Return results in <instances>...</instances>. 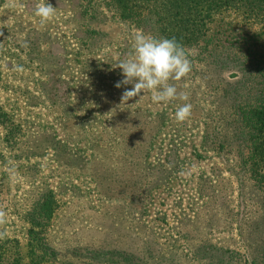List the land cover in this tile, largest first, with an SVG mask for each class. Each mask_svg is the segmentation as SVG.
I'll list each match as a JSON object with an SVG mask.
<instances>
[{"label": "rangeland", "instance_id": "rangeland-1", "mask_svg": "<svg viewBox=\"0 0 264 264\" xmlns=\"http://www.w3.org/2000/svg\"><path fill=\"white\" fill-rule=\"evenodd\" d=\"M41 2L44 0H0V112L10 114L23 127L36 129L31 138L44 142L41 152L36 151L39 156L24 160L23 153L2 144L5 131L0 126V209L7 213L5 237L17 240L20 246L26 244L27 224L22 214L32 189L39 186L57 194L49 240L63 244L59 253L72 256L79 264L260 261L264 252V194L254 186L244 164L248 152L237 142L230 125L232 108L243 101V86L249 85L245 68L222 59L219 68L207 61L196 63L189 50L191 73L180 81H169L189 94L187 102L193 106L191 118L177 122L175 112L185 101L154 103L148 92L123 103L125 87L114 86L123 79L121 69L115 66L133 52L136 31L161 38L162 30L167 32L166 38L174 30L168 16L160 20L162 25L147 17L150 21L137 26L121 21L112 10L104 12L102 1L47 0L56 7V16L41 24L34 14ZM94 7L97 14L93 15ZM67 19L71 24L66 25ZM74 28L79 38H90L102 30L110 34L111 46L89 59L107 58V64H101H106L108 71L106 67L98 70L108 79L105 83L112 85L109 89L93 87L96 74L87 79L81 71L79 62L86 55L78 57L76 53ZM25 42L27 47L22 46ZM15 66L24 71H15ZM102 94L108 102H115L112 116L119 109L117 120H126L125 130L131 134L126 153L118 149L107 157L108 148L99 152L85 144L91 133L67 137L53 120L57 111L64 116L72 110L79 124L91 126L98 119L95 102ZM30 102L58 105L33 108ZM111 147L114 151L115 146ZM146 148L149 152L143 160L144 152L140 151ZM94 172L113 197L104 205L99 203ZM145 185H151L145 204L135 205L126 198ZM19 250L26 253L24 247ZM73 250L78 255H69Z\"/></svg>", "mask_w": 264, "mask_h": 264}, {"label": "trees", "instance_id": "trees-1", "mask_svg": "<svg viewBox=\"0 0 264 264\" xmlns=\"http://www.w3.org/2000/svg\"><path fill=\"white\" fill-rule=\"evenodd\" d=\"M87 1L91 4L93 0ZM98 1H102L104 12L112 10L121 21L129 20L137 26L145 24L147 20L159 25L158 22L161 23L160 20L168 16L173 22L174 30L166 38L176 37L185 46L186 52L192 50L196 63L207 61L209 64H216V67L219 68L222 59L226 64L235 63V65L245 68L249 74V85L243 86L245 91L241 96L243 101L240 100L241 103L234 104L232 108L233 119L230 121V125L235 131L237 142L244 144L248 152L244 164L249 169L250 176L255 183L254 186L259 193L263 192L264 194V0ZM92 9L93 15L97 14L95 7ZM147 17H150V20ZM95 20L98 22L96 18ZM67 24H71L69 19L66 21ZM72 30L78 57H82V54L86 55L79 62L83 67L81 71H85L87 79L92 73L96 74L97 80L94 81L93 87L109 89L112 85L105 83L108 79L105 80L98 70V67H106L108 71L107 58L97 57L95 62L89 59L102 54L111 46L110 34L102 30L99 34L97 33L99 36L94 34V36L90 35V38L82 37V39L75 35L76 28ZM98 31L97 28L96 32ZM166 34V31L161 30L162 36L165 37ZM222 54L226 58L222 57ZM101 62L106 64H101ZM108 74L110 75V72ZM86 81L88 82V80ZM107 97L111 100V96L107 95ZM113 103L115 102L107 101L106 95L98 96V102H95L98 119L93 120L91 126L79 124L80 121L76 119L75 111L72 110L62 116V112L55 108L58 115L53 120L59 122L61 131L67 137H72L74 134L79 136L91 133L85 138V144L93 146L99 152L108 148L107 157L116 153L118 149L122 153H126L129 144L128 135L131 134H128L129 130H125L124 121L126 120H117L119 109H116L115 115L112 116ZM30 104L33 108L41 105L48 109L58 105L57 102H34V104L30 102ZM60 106L62 107V104ZM123 109V111H128L125 107ZM100 117H104V119L100 121ZM83 119L85 118L83 117ZM99 123H102V126ZM107 123L108 129L106 128ZM0 126L5 131L1 138L5 148L23 153L24 160L29 159L30 155L39 156L40 146L44 142L37 143L30 135L31 131H36V129L15 123L13 117L3 111L0 112ZM157 126L155 123L156 128ZM151 136L153 137V133ZM57 144L60 149L65 151L61 143ZM111 145L115 146L114 151H112ZM239 146L241 145L239 144ZM37 150L40 152L36 153ZM143 152L144 160L149 152L148 148L140 151L142 154ZM92 177L98 181L95 182L96 186L99 185L97 188L99 203L102 205L108 203L113 197L101 186L102 180L97 173L94 172ZM150 187L151 185H145L139 193L136 192L137 194L134 193L126 198L135 205L137 203L145 204L146 194ZM56 197L57 194L50 188L38 186L32 189L31 198L27 200L26 208L22 214V219L27 224L26 244L20 246L17 240H10L7 237L0 239V264H79L71 258L72 256L69 258L59 253L62 252L60 249L64 247L63 244H53L49 240L47 232L50 231L49 227L58 207ZM143 212L145 214V210ZM0 231H4L3 226L0 227ZM156 241L157 237L155 236L153 239L155 245ZM21 247L26 250L25 254L20 253L19 248ZM71 248L69 247V249ZM95 251L97 250L92 252ZM69 255L78 254L76 250H73ZM80 264L93 263L82 262ZM250 264H264V252L260 261L253 259Z\"/></svg>", "mask_w": 264, "mask_h": 264}, {"label": "clouds", "instance_id": "clouds-1", "mask_svg": "<svg viewBox=\"0 0 264 264\" xmlns=\"http://www.w3.org/2000/svg\"><path fill=\"white\" fill-rule=\"evenodd\" d=\"M35 16L41 24L50 22L56 16V7L44 0L35 6ZM0 35H3L0 32ZM22 46L27 47L25 42ZM115 67L121 69L123 79L115 83L117 89L125 87L122 102L151 93L154 103H168L173 100L185 101L175 112L177 122H186L192 116V104L188 103L189 94L178 90L169 81H180L189 76L192 63L185 46L176 37L157 38L137 30L134 34L133 52ZM15 71L23 72L22 66H15ZM131 85V88L126 86ZM183 173H181L182 175ZM7 223V213L0 209V227ZM6 231H0V239L6 236Z\"/></svg>", "mask_w": 264, "mask_h": 264}]
</instances>
